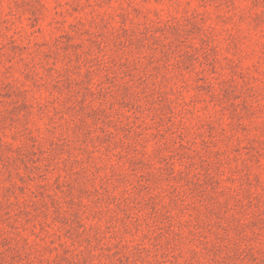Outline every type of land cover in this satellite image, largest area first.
I'll return each instance as SVG.
<instances>
[{
	"label": "rangeland",
	"instance_id": "1",
	"mask_svg": "<svg viewBox=\"0 0 264 264\" xmlns=\"http://www.w3.org/2000/svg\"><path fill=\"white\" fill-rule=\"evenodd\" d=\"M0 264H264V0H0Z\"/></svg>",
	"mask_w": 264,
	"mask_h": 264
}]
</instances>
